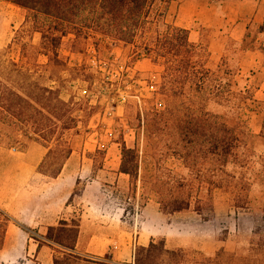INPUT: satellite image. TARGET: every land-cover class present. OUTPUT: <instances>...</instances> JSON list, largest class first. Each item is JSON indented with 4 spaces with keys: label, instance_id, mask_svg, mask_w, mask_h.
<instances>
[{
    "label": "rangeland",
    "instance_id": "374dc122",
    "mask_svg": "<svg viewBox=\"0 0 264 264\" xmlns=\"http://www.w3.org/2000/svg\"><path fill=\"white\" fill-rule=\"evenodd\" d=\"M262 14L264 0H249L241 7L235 0H174L163 18L186 29L189 41L205 49L208 69L214 73L219 69L222 80L236 84L224 99L202 94L193 109L256 135L248 142L258 152L264 149V102L254 96L256 80L245 67V49L262 48L263 40L256 38ZM27 17L23 8L0 1V84L17 87L26 80L34 97L31 120H0V200L3 189L21 187L28 168L33 172L29 181L35 183L53 182L62 171L57 190L67 201L68 225L77 224L85 211L86 230L95 226L99 235L91 243L92 252L73 253L77 264H133L136 249L142 246L137 242L147 241L146 247L151 240L179 253L178 264H264V181L252 185L243 208H234L229 194L216 189L210 193V211L197 214L193 204L170 215L159 211L148 182L159 168L180 172L183 165L163 153L166 135L148 134L151 141L146 144L136 124L138 113L148 108L143 100L156 89L161 68L133 46H112L111 39H97L99 35L75 40L67 34L56 46V55L46 52ZM10 62L20 69L14 73L1 69ZM261 131L263 138L258 136ZM122 142L126 146L136 142V184L119 172ZM5 225L0 212V245ZM54 228L48 235L74 245V227ZM54 245L56 258L68 252Z\"/></svg>",
    "mask_w": 264,
    "mask_h": 264
},
{
    "label": "trees",
    "instance_id": "16d2710c",
    "mask_svg": "<svg viewBox=\"0 0 264 264\" xmlns=\"http://www.w3.org/2000/svg\"><path fill=\"white\" fill-rule=\"evenodd\" d=\"M0 1L28 13L26 20L35 24L46 52L56 55V46L67 34L75 40L99 35L97 39H111L112 46H133L161 68L156 89L143 100L148 108L138 113L136 128L142 130L146 144L151 141L148 134L166 135L163 153L179 159L183 165L180 172L159 168L148 182L162 214L187 210L191 204L197 214L210 211V193L216 189L229 194L234 208L246 205L252 185L264 181V149L258 152L250 146L248 139L256 135L231 127L216 115L202 113L200 108L193 109L202 94L211 100L224 99L236 84L222 80L219 69L214 73L205 66V49L189 41L186 29L164 22L166 9L174 0ZM258 30L264 32V18ZM1 69L14 73L20 68L10 62ZM20 85L0 84V120H31L32 87L26 80ZM58 103L65 106L60 100ZM261 132L258 136L263 138ZM137 158L136 142L131 146L122 142L119 172L134 180V184L138 180ZM140 182L144 187V177ZM65 225L60 222L59 226L68 230L74 227L77 232V224L71 228ZM52 230L55 228H48L45 238L73 251V244H62L59 235H48ZM177 256L179 253L164 249L160 241L151 240L146 247L136 249L133 264H178L182 256ZM173 259L177 261L173 263ZM78 260L67 252L61 258L55 257L53 264H77Z\"/></svg>",
    "mask_w": 264,
    "mask_h": 264
},
{
    "label": "crops",
    "instance_id": "0c3cea01",
    "mask_svg": "<svg viewBox=\"0 0 264 264\" xmlns=\"http://www.w3.org/2000/svg\"><path fill=\"white\" fill-rule=\"evenodd\" d=\"M248 1L235 0V3L240 4L241 7ZM257 7L259 10L261 5L256 2L255 8ZM263 17L264 14L260 15L258 25L261 24ZM256 32V38L263 40L262 48L246 47L245 67L251 69L248 71L251 79L256 80L255 98L264 102V32ZM234 39L237 42L242 40ZM36 164L37 161L30 165V170L34 169ZM32 173L28 168V177L21 180V187L13 189L9 186L1 191L3 199L0 200V212L6 217V225L0 245V264H53L54 253L57 250L54 243L45 238L46 232L49 227L59 226L60 222H65V226H69L70 218L64 217L68 209L67 201L61 200V190H57V186L64 179L63 172L60 171L53 182L47 183L29 181V177L33 176ZM86 223V215L83 211L77 223L74 249L68 252L72 254L92 252L91 243L99 235L95 231V226L88 232ZM148 239L150 240L151 237L148 236ZM146 243L147 241L137 242V245L144 246ZM135 245L136 242L133 244V249Z\"/></svg>",
    "mask_w": 264,
    "mask_h": 264
}]
</instances>
